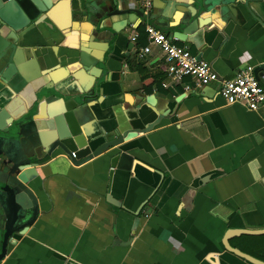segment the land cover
<instances>
[{
  "label": "crops",
  "instance_id": "obj_1",
  "mask_svg": "<svg viewBox=\"0 0 264 264\" xmlns=\"http://www.w3.org/2000/svg\"><path fill=\"white\" fill-rule=\"evenodd\" d=\"M50 3L29 28L0 29L12 71L0 127L31 119L46 91L93 150L127 134L119 151L132 163L113 168L115 149L80 163L60 151L39 161V215L0 243V264H250L224 241L230 230L264 228V106L227 104L219 84L264 64V0H154L149 19L139 0ZM147 22L219 80H173L158 47L140 58ZM126 28L140 33L136 42ZM36 127L43 136L57 126ZM230 244L264 254V234Z\"/></svg>",
  "mask_w": 264,
  "mask_h": 264
},
{
  "label": "water",
  "instance_id": "obj_2",
  "mask_svg": "<svg viewBox=\"0 0 264 264\" xmlns=\"http://www.w3.org/2000/svg\"><path fill=\"white\" fill-rule=\"evenodd\" d=\"M50 5V0H0V29L3 25L16 30L27 29L30 27L28 22L39 11L46 12ZM203 8H207V5H203ZM4 46L0 39V50ZM6 61V55L0 53V90L10 83L12 71L11 68H5ZM254 75L262 84L264 64L254 68ZM35 103L38 110L31 119L27 120L24 115L12 117L7 128L0 127V132L4 134L0 135V142L4 143H0L3 147L0 148L3 153L0 156V243L8 244L15 235H24L36 221L39 204L32 185L39 177L38 167L44 164L39 161L46 156L52 157L60 151L72 163H80L86 158L92 159L109 149H115L118 152L111 158L113 168L127 169L132 163V157L127 152L119 151L127 134L93 150L79 129L69 128L65 124L64 107L56 96L43 91L37 95ZM46 119H54L57 127L55 132L47 131V134L41 136L36 120ZM242 234H264V228L253 229L248 226L247 230H230L224 241L226 250L250 264H264V261L232 247L230 240Z\"/></svg>",
  "mask_w": 264,
  "mask_h": 264
},
{
  "label": "built area",
  "instance_id": "obj_3",
  "mask_svg": "<svg viewBox=\"0 0 264 264\" xmlns=\"http://www.w3.org/2000/svg\"><path fill=\"white\" fill-rule=\"evenodd\" d=\"M139 1L142 14L149 19L154 9V0ZM126 31H129L133 42L138 40L140 36L138 31L130 28H126ZM144 32L148 42L141 48L140 58L146 57L154 47H158L169 63L166 71L173 80L182 81L190 78L197 87L219 80L217 73L207 62L198 60L186 48L176 44L163 30L147 22ZM186 88L190 89V86L187 85ZM219 91L227 104L241 103L250 110H258L264 106V86L254 75L252 66L240 69L234 79L220 82ZM64 156L69 159L67 155Z\"/></svg>",
  "mask_w": 264,
  "mask_h": 264
},
{
  "label": "trees",
  "instance_id": "obj_4",
  "mask_svg": "<svg viewBox=\"0 0 264 264\" xmlns=\"http://www.w3.org/2000/svg\"><path fill=\"white\" fill-rule=\"evenodd\" d=\"M141 34H145L144 30L141 32ZM246 237H248V238H259V236H246ZM253 256L258 258V259H260V260H262V261H264V254L255 252Z\"/></svg>",
  "mask_w": 264,
  "mask_h": 264
}]
</instances>
